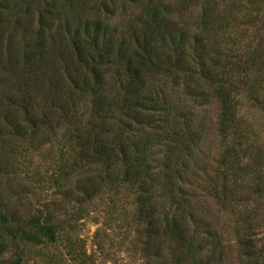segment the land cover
<instances>
[{
	"label": "trees",
	"instance_id": "obj_1",
	"mask_svg": "<svg viewBox=\"0 0 264 264\" xmlns=\"http://www.w3.org/2000/svg\"><path fill=\"white\" fill-rule=\"evenodd\" d=\"M263 116L264 0H0V264H92L74 231L100 197L131 200L141 264H225L228 234L264 264ZM17 169L61 201L22 211Z\"/></svg>",
	"mask_w": 264,
	"mask_h": 264
},
{
	"label": "rangeland",
	"instance_id": "obj_2",
	"mask_svg": "<svg viewBox=\"0 0 264 264\" xmlns=\"http://www.w3.org/2000/svg\"><path fill=\"white\" fill-rule=\"evenodd\" d=\"M244 109V108H243ZM246 109V108H245ZM198 116L204 114L205 110L198 108ZM208 115L213 122L216 116V108L208 107L206 109ZM211 122L209 127L211 126ZM262 124V139H264V116L261 121ZM212 132V131H211ZM208 137L205 143V148H214L215 138L211 135ZM208 145V147H207ZM57 147L44 146L39 151H31L29 153H21L19 161L23 163L22 169L32 171L39 168L42 172H49L50 157H55ZM215 151L209 152V156L213 157ZM24 162L26 164H24ZM19 170L17 169V172ZM18 176L9 177V185L13 188L14 199L17 201L20 209H30L35 206L43 205L44 203H58L61 201L60 196L53 194V189H49L47 185L44 188L38 187V185L30 182L25 176L24 172L19 171ZM72 205V203L70 204ZM211 212L217 207L213 203H209ZM118 208L115 209L112 215L108 214L107 199L100 197L95 199L90 205L84 208L82 218L76 222L74 236L79 237L85 247L86 254L90 256L92 264H141V259L138 253H134L129 243L130 236H133V232L128 233L126 230L127 217L131 212V200L127 202H117ZM120 206H123L120 208ZM125 207V209H124ZM262 224L256 230L258 236L264 235V219L260 221ZM223 223L233 226V217L227 214L225 217L220 215L218 225ZM230 230V228L228 229ZM227 234H225L226 236ZM227 239V254L225 258V264H237V253L235 251L234 241L231 239V235L226 236ZM54 253V252H51ZM62 262L61 264H75L65 255V251L62 250ZM89 262V263H90ZM28 264H43L40 257H32V260Z\"/></svg>",
	"mask_w": 264,
	"mask_h": 264
}]
</instances>
